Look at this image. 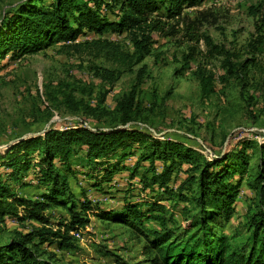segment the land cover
<instances>
[{
  "label": "trees",
  "instance_id": "1",
  "mask_svg": "<svg viewBox=\"0 0 264 264\" xmlns=\"http://www.w3.org/2000/svg\"><path fill=\"white\" fill-rule=\"evenodd\" d=\"M204 2L26 0L5 17L0 29V65L6 59L14 61L38 54L59 43L69 48H109L119 59H126L129 56L112 38L124 34L134 42L140 62L145 55H151L155 33H173L185 21V11ZM115 76L103 74L110 81ZM201 81L204 94L210 97L215 92L212 78L202 75ZM64 98L77 110L85 108L83 101L76 100L73 94L66 93ZM135 101L136 95L132 93L124 102L121 126L101 129L76 124L64 129L51 128L44 136L19 141L0 156V221L10 216L41 224L17 233L6 244L0 243V264H58L44 257L47 247H76L72 232L91 223L88 213L93 204L89 190L82 189L77 195L71 183V176L78 177L82 172L77 170L78 166L85 176L94 179L89 189L99 194L108 195L116 189V177L122 171L129 173L130 184L139 181L140 193L133 190L136 186L128 188L120 203L122 207L98 208L97 213L102 219L141 232L147 240L145 248L155 252L153 264H264V144L256 172L251 175L254 180L247 181L257 154L252 151V142H245L231 154L209 159L184 142L161 140L129 125L135 118ZM36 153L34 176L28 181ZM129 160L135 163L130 166ZM32 187L39 193L23 194ZM245 187L255 195L252 200L259 211L252 216L249 213L252 232L239 245L222 228L233 221ZM165 200H177L171 206L173 210L182 201L194 204L198 210L194 213L190 207H183L185 229L181 236L168 225L174 220L167 215L169 206ZM58 208L64 218L55 228L56 222L46 212ZM21 209L25 211L23 216ZM153 221L162 229L149 228L147 223Z\"/></svg>",
  "mask_w": 264,
  "mask_h": 264
},
{
  "label": "rangeland",
  "instance_id": "2",
  "mask_svg": "<svg viewBox=\"0 0 264 264\" xmlns=\"http://www.w3.org/2000/svg\"><path fill=\"white\" fill-rule=\"evenodd\" d=\"M25 1L0 0V29L5 17ZM185 14V21L173 33L154 34L152 53L140 62L136 57L138 49L127 34L112 36L129 56L126 59H119L109 48H69L59 43L38 54L3 61L0 156L19 141L44 136L51 128L76 124L101 129L121 126L124 102L135 93L137 110L129 125L161 140L184 142L209 159L231 154L245 142H252V151L257 154L246 180L253 181L251 175L256 172L264 144V0H205ZM108 73L116 75L113 81L103 78ZM202 75L212 78L215 92L210 97L203 92ZM66 93L83 101L85 108L70 106L64 98ZM37 161L38 153L34 154L28 181L33 179ZM134 163L128 161L130 166ZM77 170L83 172L80 166ZM143 171L144 168L140 170ZM82 172L78 177L71 176V183L77 195L82 189L89 190L93 202L88 213L91 223L72 232L74 249L47 247L44 257L58 264H153L155 252L145 248L147 240L141 232L102 219L97 213L98 208L122 207L128 188L136 186L133 190L140 193L139 181L130 184L129 173L122 171L116 177V189L105 195L89 189L94 179ZM28 193L39 190L32 187L23 191ZM254 197L245 187L233 221L222 228L239 245L251 235L249 215L259 211ZM176 202L164 201L169 206L167 215L174 220L168 225L181 236L185 229L183 207H190L194 213L198 210L184 201L173 210L171 206ZM20 213L23 216L25 211L21 209ZM62 214L59 208L46 212L56 222L55 228L64 218ZM39 226L7 216L0 221V243L6 244L17 233ZM147 226L162 229L155 221Z\"/></svg>",
  "mask_w": 264,
  "mask_h": 264
}]
</instances>
